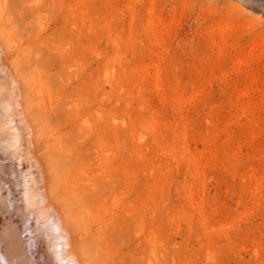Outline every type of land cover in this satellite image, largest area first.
Here are the masks:
<instances>
[{"label":"rangeland","instance_id":"1","mask_svg":"<svg viewBox=\"0 0 264 264\" xmlns=\"http://www.w3.org/2000/svg\"><path fill=\"white\" fill-rule=\"evenodd\" d=\"M244 1L0 0L82 264H264V17Z\"/></svg>","mask_w":264,"mask_h":264},{"label":"bare ground","instance_id":"2","mask_svg":"<svg viewBox=\"0 0 264 264\" xmlns=\"http://www.w3.org/2000/svg\"><path fill=\"white\" fill-rule=\"evenodd\" d=\"M248 1L264 17V0ZM5 52L0 42V160L13 162L0 163V264H82L67 215L51 200L45 165L35 151L24 89L21 80L14 79L17 73ZM14 161L18 164L12 167ZM31 229L43 232L34 242L25 235Z\"/></svg>","mask_w":264,"mask_h":264}]
</instances>
